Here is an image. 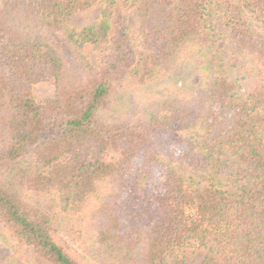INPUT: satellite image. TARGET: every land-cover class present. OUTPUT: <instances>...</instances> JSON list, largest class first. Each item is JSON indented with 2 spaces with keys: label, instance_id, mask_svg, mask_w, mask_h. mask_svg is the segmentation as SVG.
Masks as SVG:
<instances>
[{
  "label": "trees",
  "instance_id": "obj_1",
  "mask_svg": "<svg viewBox=\"0 0 264 264\" xmlns=\"http://www.w3.org/2000/svg\"><path fill=\"white\" fill-rule=\"evenodd\" d=\"M254 26L264 0H0V264H264Z\"/></svg>",
  "mask_w": 264,
  "mask_h": 264
},
{
  "label": "rangeland",
  "instance_id": "obj_2",
  "mask_svg": "<svg viewBox=\"0 0 264 264\" xmlns=\"http://www.w3.org/2000/svg\"><path fill=\"white\" fill-rule=\"evenodd\" d=\"M101 9H102V5H97L91 9H89L86 12L77 13V14L73 15L70 18L71 27L76 28V29H82L84 27L96 24L101 18L100 17ZM113 12L115 13L113 15L114 20L119 19L122 22L123 21L127 22V24L132 27V29H133L132 31L134 33L136 32V30L138 28V21H137L136 12L134 10L133 11L128 10L125 7H123L121 4H118L114 7ZM253 28H255V26ZM224 30L225 29L220 25L218 18H216L214 20L213 33L215 35H217L216 37H218V40L220 42L219 48L222 51L225 50L227 47V42H226L227 37H226ZM255 30H256V32L261 34V36L264 37V31L263 30H261L259 28H255ZM133 38H135V37H133ZM85 54L90 59V61L92 63L97 62V57H98L99 51H96L91 47H86L85 48ZM224 57H226V56H224ZM54 95H55V87L52 83H49V82L48 83L47 82L39 83L33 87V96L39 102L43 101L46 98H53ZM200 126H201L200 122L195 123L194 128L192 130H190L189 133L194 135V136H199L200 135V129H201ZM186 134H187V132H183L180 135L185 136ZM186 172L190 174L189 171H186ZM68 244H69L68 246L75 252V254L77 253L79 256H82V257L84 256L82 254L81 249H79L76 244H73V243H68ZM205 256H206V251H203V250L199 251V252H185L183 254V258L187 261L188 264H201L203 262ZM85 260L88 261V259H85ZM167 264H172V263L168 262Z\"/></svg>",
  "mask_w": 264,
  "mask_h": 264
}]
</instances>
